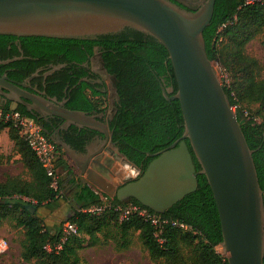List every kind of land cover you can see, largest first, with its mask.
Returning a JSON list of instances; mask_svg holds the SVG:
<instances>
[{
    "label": "trees",
    "instance_id": "trees-1",
    "mask_svg": "<svg viewBox=\"0 0 264 264\" xmlns=\"http://www.w3.org/2000/svg\"><path fill=\"white\" fill-rule=\"evenodd\" d=\"M246 1L216 0L214 15L204 31V37L209 58L219 61L233 75V83L223 86L232 106H237L243 131L249 146L254 150L259 181L264 189V77L258 71V61L246 53L247 43L264 31V2L247 4ZM17 38L0 34V50H7ZM20 40L24 48H31V55L35 57L62 56L60 60L67 63L84 62L93 54L95 46L99 47L105 67L114 78L118 95L116 113L109 122L114 140L129 161L141 168L142 173L154 159L148 153H158L168 148L184 134L185 120L181 103L178 99H168L164 94V90L171 87L174 92H168L169 96L178 90L172 60L167 48L151 34L126 27L119 32L94 38L22 36ZM5 59L7 57L0 54V60ZM26 61L21 60L14 65ZM88 87L83 82L74 88L71 94L73 98L68 104L70 109L92 112L107 108L101 99L106 94L94 90L88 95ZM246 102L259 103L258 113L263 115L262 121L252 112L255 118L249 119L244 115L243 104ZM4 110L10 108L4 107ZM18 111L40 123L32 113L20 109ZM6 129L31 179L11 176L0 182V226L5 218L19 214L18 225L25 230L21 256L26 262L84 264L80 254L84 247V236L96 237L97 232L109 228L113 223L119 229L123 246H129L137 234L150 258L160 264H229L228 258L218 249L223 243L221 220L205 175H198L196 191L186 195L162 214L186 223L191 229L168 225L161 236L162 241L156 236L154 226L137 214L129 219H121L120 212L113 209L100 214L83 211V208L100 202V196L89 186L75 192L69 218L60 227H51L38 210L64 195L51 186V177L20 132L0 121V134ZM45 134L51 139L48 133ZM187 141L190 145V141ZM57 149L62 156L66 154L58 144ZM190 149L199 171L201 165L191 145ZM62 156L57 159V165L64 163ZM60 189H64L63 181H60ZM113 198L115 203L123 206L128 202L143 205L135 198L124 202L116 196ZM64 200L68 201L69 198L64 197ZM66 221L75 223L78 229L66 240H62V226ZM59 244L62 248L57 250L55 246ZM48 245L52 246V250L47 249Z\"/></svg>",
    "mask_w": 264,
    "mask_h": 264
},
{
    "label": "water",
    "instance_id": "water-1",
    "mask_svg": "<svg viewBox=\"0 0 264 264\" xmlns=\"http://www.w3.org/2000/svg\"><path fill=\"white\" fill-rule=\"evenodd\" d=\"M215 4L216 0H0V34L94 38L131 27L151 34L169 51L178 90L169 96L174 92L171 87L164 94L180 101L184 134L168 148L148 153L154 159L146 170L123 185L115 183L114 171L96 167L103 165L106 146L115 145L113 131L102 119L105 112L90 114L67 108L66 100L28 96L6 76H0V87L26 95L38 119L56 116L65 120L63 128L74 125L101 134L97 149L86 144L83 151L59 133L51 139L80 168L84 185L92 184L120 201L135 198L163 214L196 191L198 175H205L218 207L229 264H264V189L254 150L206 48L204 31ZM187 140L201 165L199 171ZM124 159L137 169L127 156Z\"/></svg>",
    "mask_w": 264,
    "mask_h": 264
},
{
    "label": "flooded vegetation",
    "instance_id": "flooded-vegetation-1",
    "mask_svg": "<svg viewBox=\"0 0 264 264\" xmlns=\"http://www.w3.org/2000/svg\"><path fill=\"white\" fill-rule=\"evenodd\" d=\"M0 54L7 57V59L0 61H9L2 63L4 66L0 67L1 77L6 76L10 82L22 88L28 96L36 94L55 101L66 100L65 106L67 108H69L68 104L73 98L71 94L74 88H78L83 82L89 85V87L86 88V93L88 95L96 90L102 94H106V96H110L111 88L107 77L112 79L111 87L113 88L115 95L114 106L109 105L103 111L95 110L88 113L99 114L105 112V116L102 119L108 125L113 119V116L116 113V101L118 100V95L115 88L114 78L107 71L102 53L98 46H95L94 52L89 56L88 60L81 63L75 61L72 63L63 62L60 60L62 56L57 58H50L47 56L35 57L31 55L30 47H23L20 37L12 41L7 50H0ZM21 60L27 61L25 63L14 65V63ZM78 76L80 77L79 79ZM0 91L7 92L3 87H0ZM6 94L7 96L3 93L0 94V107H8L10 109L16 108V110H26L29 113L33 112L36 114L32 108L31 101L26 98V95L17 92H7ZM8 95L11 97H8ZM38 120L43 126L44 131L49 133L50 137L59 133L65 141L77 150L83 151L86 144H92V149H97L101 145L99 138H101L102 135L97 131L87 128L79 129L74 125L63 128L65 120L56 116H51L46 120ZM76 128L78 131H75ZM113 141L115 145H107L102 152L101 162L103 165H96V167L108 172L114 171L112 169L113 163L119 158H122L125 161V155L121 151L118 143L114 140V132ZM77 168L79 169V173L73 172V179L75 180L74 186L77 189L85 188L87 186L95 187L92 184L84 185V181L80 175V168L78 166ZM137 170L139 171L138 175L140 176L142 170L139 167H137ZM125 183L127 182H123L120 185Z\"/></svg>",
    "mask_w": 264,
    "mask_h": 264
},
{
    "label": "rangeland",
    "instance_id": "rangeland-1",
    "mask_svg": "<svg viewBox=\"0 0 264 264\" xmlns=\"http://www.w3.org/2000/svg\"><path fill=\"white\" fill-rule=\"evenodd\" d=\"M246 53L258 61V71L264 77V31L247 43ZM213 65L223 85L230 86L234 81L233 75L219 61H213ZM107 80L110 84L111 94L110 96L101 97V99L105 101L106 106H114L115 95L111 87L112 79L107 77ZM243 107L258 115L259 120L262 121L263 115L258 113L259 103L246 102ZM63 158L67 163L70 162L73 169L79 173L69 155L65 154ZM112 169L116 172L114 181L119 185L139 176V171L122 158L113 163ZM70 172L73 171L68 169V171L62 172L61 170L63 183ZM119 175L122 178H118ZM11 176H21L26 180L31 179V174L26 169L21 154L6 129L0 134V182L6 181ZM64 185L62 190L64 196L59 199L62 201H64V197L72 199L75 191L71 189L72 185ZM18 215L5 218L0 226V242L4 240L8 242V247L4 251H0V264H35L34 262H26L21 256L25 230L24 227L18 225ZM84 240V247L80 250L84 264H160L159 261L150 258L147 248L140 241L137 234L133 236L129 246H123L119 229L113 223L109 228L97 232L96 237L84 236ZM218 249L224 253L222 246Z\"/></svg>",
    "mask_w": 264,
    "mask_h": 264
},
{
    "label": "built area",
    "instance_id": "built-area-1",
    "mask_svg": "<svg viewBox=\"0 0 264 264\" xmlns=\"http://www.w3.org/2000/svg\"><path fill=\"white\" fill-rule=\"evenodd\" d=\"M257 1L264 0H247V4L255 3ZM234 110L237 111V106H233ZM244 115L250 118H255L252 113L248 110H244ZM0 121L13 126L16 128L25 141L28 143L30 148L33 150L37 156L40 163L45 168L48 176L52 179L51 186L56 190L60 191V194H63L62 189H60V175L57 166V159L60 155V152L57 149V144L47 137L43 126L33 117L29 115L22 114L18 110H4L0 107ZM96 194L100 196V202L94 205H91L82 210L85 212H92L100 214L107 210H116L120 212L121 219H129L133 214H137L142 217L145 221L151 223L155 230L156 236L162 241V234L166 226L170 225L180 229H191L186 223L175 220L169 217H164L161 213L151 211L148 207L144 205H139L134 202H128L125 206L115 203L113 196L105 193L97 187H92ZM28 200V198H24ZM77 225L71 221H66L62 226L63 239L66 240L67 237L71 234L77 232ZM8 247L7 241L0 242V251H4ZM57 250L62 248V245L59 244L55 246ZM47 249L52 250V246L48 245Z\"/></svg>",
    "mask_w": 264,
    "mask_h": 264
},
{
    "label": "crops",
    "instance_id": "crops-1",
    "mask_svg": "<svg viewBox=\"0 0 264 264\" xmlns=\"http://www.w3.org/2000/svg\"><path fill=\"white\" fill-rule=\"evenodd\" d=\"M61 156L62 155L60 154L59 157H58V159H60ZM62 157H64V155ZM62 160H64V158ZM65 161H64V163H62L60 165H57L58 166V170H59L60 180L62 179L61 178V170H62V172H65V171H68V169H69V171L72 170L73 172H76L73 169V167H72L73 165L70 164V162L67 163ZM73 172H70L69 173V176L64 181L63 186H65L64 184H66L67 186H71L72 185V188L71 189L75 190L74 191V194H75V192L78 189L73 184V181H74V179H73ZM118 178H122V177L119 175ZM61 182H62V180H61ZM72 200L73 199H69L68 201L58 200V201H56L54 203L44 205L41 208H39L38 213H39V215L41 217L44 218V220H45V222H46L47 225H49L51 227H60L61 223L65 219L69 218V216L72 213V210H73V206H72L73 201Z\"/></svg>",
    "mask_w": 264,
    "mask_h": 264
}]
</instances>
